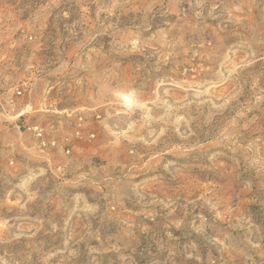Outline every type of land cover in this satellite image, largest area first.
I'll list each match as a JSON object with an SVG mask.
<instances>
[{
	"label": "rangeland",
	"instance_id": "rangeland-1",
	"mask_svg": "<svg viewBox=\"0 0 264 264\" xmlns=\"http://www.w3.org/2000/svg\"><path fill=\"white\" fill-rule=\"evenodd\" d=\"M0 37L58 141L0 143V264H264V0H0Z\"/></svg>",
	"mask_w": 264,
	"mask_h": 264
},
{
	"label": "built area",
	"instance_id": "built-area-1",
	"mask_svg": "<svg viewBox=\"0 0 264 264\" xmlns=\"http://www.w3.org/2000/svg\"><path fill=\"white\" fill-rule=\"evenodd\" d=\"M23 40L27 43L33 37L25 35ZM34 68L31 59L20 60L14 38L0 37V133L15 132L20 137H31L36 141L35 152L51 161L50 155L58 147V141L50 138L47 129L33 123L30 117L34 113L49 114L57 109H53L44 96L41 101H35L38 80L31 75ZM81 126L79 124L75 132L77 137L82 134ZM70 152V148H66V153ZM15 162L10 160L11 165Z\"/></svg>",
	"mask_w": 264,
	"mask_h": 264
},
{
	"label": "crops",
	"instance_id": "crops-1",
	"mask_svg": "<svg viewBox=\"0 0 264 264\" xmlns=\"http://www.w3.org/2000/svg\"><path fill=\"white\" fill-rule=\"evenodd\" d=\"M11 136H19L17 133H15V132H5V131H2L1 133H0V143L2 144V146H4L5 145V142L7 141V140H9L10 139V137ZM18 138V137H17ZM26 141L25 142H28V140H31V137H29V136H26ZM30 144V143H29ZM29 144H27V148H29ZM31 145V144H30ZM19 169V168H18ZM17 171V170H16ZM11 174H19V172H12Z\"/></svg>",
	"mask_w": 264,
	"mask_h": 264
}]
</instances>
